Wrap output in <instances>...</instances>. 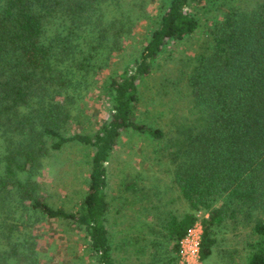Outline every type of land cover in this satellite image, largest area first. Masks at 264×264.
Segmentation results:
<instances>
[{"label":"trees","instance_id":"1","mask_svg":"<svg viewBox=\"0 0 264 264\" xmlns=\"http://www.w3.org/2000/svg\"><path fill=\"white\" fill-rule=\"evenodd\" d=\"M150 1L0 0V264H40L45 247L33 227L45 221L78 231L77 244L95 264H117L106 224V164L123 134L164 137L138 116L142 84L168 45L202 27L198 0H154V15ZM141 20L147 33L136 56L101 82L106 118L94 131L70 132L88 118L78 107L82 96ZM204 24L185 81L192 114L200 116L178 121L172 143L186 208L162 215L158 234L170 248L153 264H186L181 241L197 223L202 264L238 229L247 231L245 264H264V0ZM67 145L90 151L86 186L72 208L52 205L40 181ZM68 248L73 253V243Z\"/></svg>","mask_w":264,"mask_h":264},{"label":"rangeland","instance_id":"2","mask_svg":"<svg viewBox=\"0 0 264 264\" xmlns=\"http://www.w3.org/2000/svg\"><path fill=\"white\" fill-rule=\"evenodd\" d=\"M256 1H196L201 29L195 36L168 45L158 59L155 73L142 84L138 116L141 121L161 128L164 137L155 140L134 132L123 134L106 164L109 202L106 224L117 264H153L154 259L168 255L170 246L158 234L162 215L170 211L180 214L186 208L173 176L176 164L171 160V154L176 148L172 143L177 136L174 127L182 119L195 122L200 116L197 111L192 114L193 103L185 84L193 54L197 44L205 39L207 19L220 17L223 11L232 7L252 8ZM155 6L154 0L147 5L153 15ZM203 6H206L205 11ZM146 25V21L137 22L132 36L123 39L121 50L112 54L110 67L102 70L97 78L95 76L96 82L78 104L88 118L73 125L70 132L94 131L106 118L110 104L108 97L101 94V82L111 70L122 69L134 59L145 39ZM89 156L88 148L67 145L46 163L40 181L42 192L52 205L72 208L78 202L86 186ZM33 230L39 235L40 245L45 247L40 264H95L86 248L77 244L78 231L69 232L58 221L36 224ZM199 231L198 223L193 236L196 237ZM234 232L228 233L226 240L218 244L214 257L206 264H245L246 251L241 244L247 231L238 229ZM71 243L73 253L68 248ZM189 243H183L180 260L202 264L191 256ZM235 248L237 251L231 256L220 258V251L233 252Z\"/></svg>","mask_w":264,"mask_h":264},{"label":"built area","instance_id":"3","mask_svg":"<svg viewBox=\"0 0 264 264\" xmlns=\"http://www.w3.org/2000/svg\"><path fill=\"white\" fill-rule=\"evenodd\" d=\"M197 225L198 223L192 229L189 230L185 238L181 241L180 254L183 250V243L190 242L189 243L190 244V249H189L190 254L193 258H196L199 260V241H200L201 227H200V231L198 232V235L196 237L193 236V231L197 228ZM181 262L186 263V264H191V262L188 259L181 261Z\"/></svg>","mask_w":264,"mask_h":264}]
</instances>
